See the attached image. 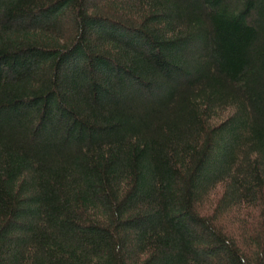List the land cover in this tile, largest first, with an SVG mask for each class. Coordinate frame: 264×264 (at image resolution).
I'll list each match as a JSON object with an SVG mask.
<instances>
[{
    "label": "trees",
    "instance_id": "1",
    "mask_svg": "<svg viewBox=\"0 0 264 264\" xmlns=\"http://www.w3.org/2000/svg\"><path fill=\"white\" fill-rule=\"evenodd\" d=\"M0 264H264V0H0Z\"/></svg>",
    "mask_w": 264,
    "mask_h": 264
}]
</instances>
